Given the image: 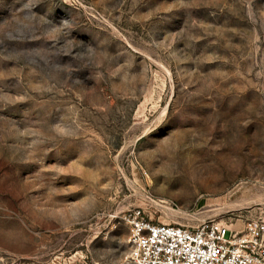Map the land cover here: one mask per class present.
I'll list each match as a JSON object with an SVG mask.
<instances>
[{
  "label": "rangeland",
  "instance_id": "374dc122",
  "mask_svg": "<svg viewBox=\"0 0 264 264\" xmlns=\"http://www.w3.org/2000/svg\"><path fill=\"white\" fill-rule=\"evenodd\" d=\"M137 209L264 214V0H0V264H129Z\"/></svg>",
  "mask_w": 264,
  "mask_h": 264
},
{
  "label": "built area",
  "instance_id": "2783aa9c",
  "mask_svg": "<svg viewBox=\"0 0 264 264\" xmlns=\"http://www.w3.org/2000/svg\"><path fill=\"white\" fill-rule=\"evenodd\" d=\"M124 221L129 264H264V214L246 217L239 229L216 218L161 222L140 209Z\"/></svg>",
  "mask_w": 264,
  "mask_h": 264
}]
</instances>
